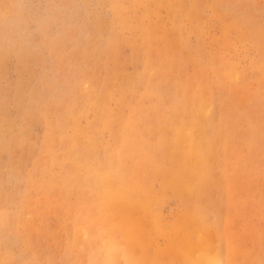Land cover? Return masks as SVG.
I'll return each instance as SVG.
<instances>
[{"label":"rangeland","instance_id":"1","mask_svg":"<svg viewBox=\"0 0 264 264\" xmlns=\"http://www.w3.org/2000/svg\"><path fill=\"white\" fill-rule=\"evenodd\" d=\"M155 136L168 170L175 138L211 166L189 206L193 179L179 192L166 172L165 223L197 203L208 259L264 264V0H0V264H193L191 222L171 233L178 257L163 236L140 259L120 250L105 178Z\"/></svg>","mask_w":264,"mask_h":264},{"label":"bare ground","instance_id":"2","mask_svg":"<svg viewBox=\"0 0 264 264\" xmlns=\"http://www.w3.org/2000/svg\"><path fill=\"white\" fill-rule=\"evenodd\" d=\"M160 137L161 136L156 137V139L158 138V140H152V141H155V143L151 142V140H150L149 142L151 143V146H150V143L147 142V144H148V145L146 144L147 148L142 147V145H143L142 139L143 138L142 139L140 138L141 139L140 140L137 137V138H135V140L133 139L134 141L132 139H130L131 143L135 145L134 147L136 148L135 152L137 155L134 154L133 157H131L129 159L130 163H126L127 161L126 162L122 161L121 160L122 158L118 159L119 161H116V158H115V160H114L115 163H112V166H113L112 172H111L112 176L109 175L107 178H105L106 182L108 179L110 182H111V180L119 182V185H117V192H119V194L123 196L122 198H124V200H123L124 205L119 209V212L121 214V218L123 220L124 225H126L128 227L127 233H125L124 238L127 240L126 241L127 246H129L127 249V251L129 252V255H127L128 252L124 253L125 249H123V248L126 247V245H125V247L122 248L123 251H122V249H120L122 252V256L126 255L127 257H131V260L133 257L136 259H140L139 252H144L146 250V248H153V249L158 248L159 246L156 245V242L159 239L158 237L163 236V237H165L164 239H166V240L168 239L167 242H168V245L170 248V250H168L166 252L168 253V255H172V256L174 255L173 256V258H174L175 256H177L176 252L179 251L181 253L180 244L184 243V241H183L184 239H181L179 237L180 240L177 241L178 237H176L177 240H176V238L174 240L171 237L173 236V234L176 236V234L179 233L178 232L179 230L177 229L178 227H179V229L182 228L184 231H187V229L190 227V224L192 223L193 226H191V227H193V229H192L193 234H194V232L197 234V239H196L197 241L194 239L191 242L193 244L189 247L190 252H192V256H194V259H193L194 262H192V263L193 264H204V263L211 262L212 260L208 259L206 257L207 253L210 251V248H211L210 243H209L210 238L208 236V238H209L208 239L206 236V232H208L207 230L209 228L208 229L205 228L204 221H203L205 219L201 218L202 217L201 216L202 214L200 213L201 211L197 210L199 205L197 203H195L194 206H193V204H191L194 207L193 209H192L191 205H190V208L189 207L187 208V206H189V204L187 203L188 201L189 202L195 201L194 200L195 194L197 196L196 199H199V195L202 197L203 194L201 193V191H199L200 189L195 190V188L197 189L198 187H196V185H195V188H194L193 186H194V184H198V182H201L204 184L207 183V182H205V179L208 180V178H206V177H208L207 176V168H211V166L207 167L208 161L205 157V154L200 151L197 144H196V146H194V144L192 146V141L189 143H185V142L181 141V140L186 141L185 138L184 139H176L175 138L172 141L171 140L168 141L167 143L170 142V144L172 146L174 145V147H177L174 149H176V151L179 152L178 155H180V157L178 156L179 161H177V162L171 161L172 164L171 163L169 164L170 169L168 170V168H169L168 165H167V167H168L167 168L165 166L166 163L164 165V161H163V159H164L163 157L165 156L163 154L164 153L166 154V151H168L165 149L167 147L164 148L165 151L163 149V147L166 146V144L164 143V141L166 139L164 141L163 140L159 141ZM141 143H142V145H141ZM184 149L187 151V153L184 152ZM137 150L139 151V154H142V153H140L142 151H144L145 153L149 152L148 158L144 157V158H146V161H141L143 159L140 160L141 162H143V164L138 160L139 154H138ZM170 153H172V152H170ZM146 154H145V156H146ZM151 154H153V156H151ZM119 157H120V154H118V158ZM121 161L124 162V164H121ZM144 162H146V164H144ZM124 167L127 168L128 170H125ZM165 167L167 168V170ZM125 171H129L130 176H132L131 172H133V178L131 179L129 177V175H127V177H125V174L128 173V172L125 173ZM168 171H169V175H172L171 176L172 182L170 183V181H168L169 185L171 184V186H170L171 188L175 187V186L172 187V185H175L178 182H180V179L182 178V174L184 176L187 175L188 177H191L195 183L193 182L192 185L189 184L191 187L190 188L189 185L187 186L186 183H190L192 181L189 182L188 181L189 178H188L187 182L186 181H185L186 183L184 182L186 184V187L183 188L184 189L183 193L186 191L184 193V194H186V195H184L185 196L184 198L187 200V201H185V200L184 201L186 202V205L187 204L188 205L187 206L183 205L185 208H182V209H184V210H182L180 213L178 212V214L170 213L173 215V218H175V219L172 218L171 220H173V221H170V223H167V221H166V223H165L164 220L166 219V217H164V216L162 217L163 214H161V212H160V210H161L160 203L164 198V190L165 189L167 190V188L164 189V186L167 187V185H168V183H167V185H165V182H167L166 181L167 179L165 180V176H166V172H168ZM154 172H158L159 175L161 176V178L159 176V178H158L159 180L157 179L158 176L157 177L153 176ZM208 172L212 173V170H210ZM208 174H210V173H208ZM162 175H163V177H162ZM187 176H186V178H187ZM154 177L156 179H154ZM175 177H177L178 179L177 178L176 179L179 181L173 180V178L175 179ZM156 180L159 181L158 184L161 186L159 190H156L154 188L153 183H156L155 182ZM182 180H184V178ZM175 182H177V183H175ZM182 185H184V184H182ZM177 186L180 188H178ZM170 187L168 189H170ZM176 188H178V190L180 189L182 191V188H181L179 183L176 185L175 189ZM203 188H205V186ZM180 190H179V192H180ZM179 192H178V194H181ZM188 210H192L193 213H192V211H188ZM171 211H172V208H171ZM175 211H176V209H175ZM175 211L173 209V213H175ZM177 211H179V209ZM167 218H168V216H167ZM191 227H190V229H191ZM171 233H172V236H171ZM163 237H161V239ZM117 246L118 245H116V243L113 244L112 247L115 248L113 250H117V252H114L112 254L109 252L111 256L112 255L113 256L118 255L119 248H117ZM134 248H135V252L133 251ZM160 252H164V251H160ZM135 253H136V257H135ZM160 254L161 253H159V252L156 253V257H159ZM152 260L155 261V259H150L149 261H151L152 264H154ZM129 261L130 260H128V262ZM140 264H142V262ZM213 264H214V262H213Z\"/></svg>","mask_w":264,"mask_h":264}]
</instances>
